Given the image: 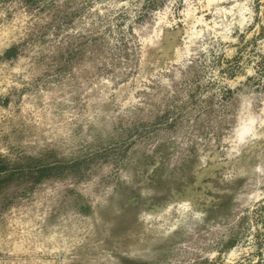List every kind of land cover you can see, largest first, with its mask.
Listing matches in <instances>:
<instances>
[{
  "label": "rangeland",
  "instance_id": "obj_1",
  "mask_svg": "<svg viewBox=\"0 0 264 264\" xmlns=\"http://www.w3.org/2000/svg\"><path fill=\"white\" fill-rule=\"evenodd\" d=\"M0 264H264V0H0Z\"/></svg>",
  "mask_w": 264,
  "mask_h": 264
}]
</instances>
